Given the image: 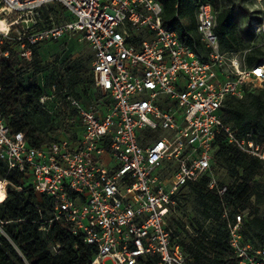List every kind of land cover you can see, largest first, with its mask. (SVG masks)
Returning <instances> with one entry per match:
<instances>
[{
	"label": "built area",
	"instance_id": "built-area-1",
	"mask_svg": "<svg viewBox=\"0 0 264 264\" xmlns=\"http://www.w3.org/2000/svg\"><path fill=\"white\" fill-rule=\"evenodd\" d=\"M218 14L201 4L188 44L164 26L158 0H0V72L12 53L31 62L35 48L68 35L92 52L101 98L87 107L68 98L80 119L78 141L32 147L0 114V160L53 201L55 220L97 248L91 264H192L172 220L178 194L204 177L221 198L237 264H264V247L243 235L249 212L232 213L213 166L221 134L264 163V146L239 137L222 115L228 98L264 89V61L251 67L221 51Z\"/></svg>",
	"mask_w": 264,
	"mask_h": 264
},
{
	"label": "trees",
	"instance_id": "trees-1",
	"mask_svg": "<svg viewBox=\"0 0 264 264\" xmlns=\"http://www.w3.org/2000/svg\"><path fill=\"white\" fill-rule=\"evenodd\" d=\"M158 1L163 7L164 26L175 31L188 44L190 40L186 38V32L195 33L196 11L199 6L210 3L217 9L216 0ZM218 10L215 31L221 51L235 54L240 45L234 11ZM182 19L187 20L188 25L182 23ZM37 48L31 62L14 53L3 62L0 72V114L13 133H24L32 147L41 148L69 139L60 138L61 131L48 121H39V118L45 117L44 108L50 102L47 100L42 104L41 99L49 97L51 100V97L45 93L44 86L37 77L41 73ZM3 49L8 50L10 46L5 43ZM92 60L93 57L90 59L91 63ZM245 60L251 67L261 64L264 52L252 48ZM52 79L50 88L53 91L66 90V80L62 76ZM92 84L95 86L93 72ZM69 97L71 96L65 95L72 112L78 117ZM100 98L98 94L94 102ZM248 100L250 104H247ZM82 104L87 107L92 102ZM222 115L225 125L235 129L239 137L251 134L254 140L264 146V89L250 90L242 100L228 98L222 107ZM80 130L82 131L81 126ZM80 134L70 141H78ZM218 160L222 161L228 177L233 180L227 186L223 198L225 203L233 214L249 212L243 221L245 241L256 247H264V216L258 214L259 207L264 206V189L260 191L253 184L256 177L264 171V163L242 153L228 142L224 134L217 140L213 166ZM3 181L9 187L5 201L0 204V264H91L97 248L87 244L82 233H74L71 223L64 219L55 220L53 201L44 194L36 193L33 184L24 174L9 172L7 165L0 160V182ZM208 184L209 178L204 177L187 188L197 195L205 217L215 220L218 227L213 230V237L206 233L205 236L201 235L200 240L193 239V246L188 254L193 260L192 264H237L227 244L229 235L225 222L221 220V198L216 192L209 190Z\"/></svg>",
	"mask_w": 264,
	"mask_h": 264
},
{
	"label": "rangeland",
	"instance_id": "rangeland-1",
	"mask_svg": "<svg viewBox=\"0 0 264 264\" xmlns=\"http://www.w3.org/2000/svg\"><path fill=\"white\" fill-rule=\"evenodd\" d=\"M216 6L220 10L234 11L240 48L235 54H228L229 58L238 57L246 61L245 58H248L252 48L264 52V0H216ZM37 52L41 60V73L37 77L44 86L45 93L51 97L44 108L46 115L42 119L39 118V121H48L51 126L61 131L60 138L73 141L81 132L80 122L77 115L72 112L65 95L77 98L84 104L93 103L98 98L99 93L92 84L90 61L92 52L79 35H68L61 40L41 44ZM55 76L58 78L62 76L66 80V90L53 91L50 88L53 83L52 78ZM254 89L256 88L252 87L251 91ZM247 104H250V100ZM214 173L218 183L224 186L233 182L220 160L215 163ZM3 182V188H6L5 191L8 193L9 184ZM253 184L260 191L264 189V171L256 177ZM177 198L176 218L172 220V225L174 224L175 229L182 230L179 234V242L189 252L190 247L193 246V239L200 240L206 233L213 237V230L218 224L215 220L205 217L199 199L192 189H183ZM258 214L264 216V206L259 207ZM0 232H2L1 227ZM104 264H114V261L107 260Z\"/></svg>",
	"mask_w": 264,
	"mask_h": 264
},
{
	"label": "bare ground",
	"instance_id": "bare-ground-1",
	"mask_svg": "<svg viewBox=\"0 0 264 264\" xmlns=\"http://www.w3.org/2000/svg\"><path fill=\"white\" fill-rule=\"evenodd\" d=\"M0 191H2L3 193V199H0V204L3 203L7 197V193L5 191V189L3 188V183L0 182Z\"/></svg>",
	"mask_w": 264,
	"mask_h": 264
},
{
	"label": "clouds",
	"instance_id": "clouds-1",
	"mask_svg": "<svg viewBox=\"0 0 264 264\" xmlns=\"http://www.w3.org/2000/svg\"><path fill=\"white\" fill-rule=\"evenodd\" d=\"M0 199H3V193L0 191Z\"/></svg>",
	"mask_w": 264,
	"mask_h": 264
}]
</instances>
